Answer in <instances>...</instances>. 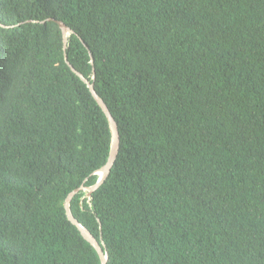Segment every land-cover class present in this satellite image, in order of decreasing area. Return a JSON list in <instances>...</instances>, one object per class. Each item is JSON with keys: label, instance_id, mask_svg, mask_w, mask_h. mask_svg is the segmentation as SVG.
<instances>
[{"label": "trees", "instance_id": "16d2710c", "mask_svg": "<svg viewBox=\"0 0 264 264\" xmlns=\"http://www.w3.org/2000/svg\"><path fill=\"white\" fill-rule=\"evenodd\" d=\"M65 55L106 264H264V0H0V264H100Z\"/></svg>", "mask_w": 264, "mask_h": 264}, {"label": "water", "instance_id": "95a60500", "mask_svg": "<svg viewBox=\"0 0 264 264\" xmlns=\"http://www.w3.org/2000/svg\"><path fill=\"white\" fill-rule=\"evenodd\" d=\"M44 23H46V22L43 21L42 24H44ZM56 23L59 26V28H60V30H61V32L63 34L64 44H66L67 36L69 34H72L73 32L68 27H66L62 22L58 21ZM64 61L70 67L72 72H74L86 84V86L89 89L90 93L92 94L93 98L95 99V101L97 102V104L99 105L101 110L103 111L104 115L106 116V119H107L108 124H109V129H110V132H111L110 149H109V154H108L107 161L98 171L93 173L94 175L98 176L96 183L93 186L88 187V188H84L83 186H81L78 189H75V190L71 191L67 195V197L65 199V202H64V209H65V213H66L67 219L73 225H75L78 228V230L80 231L82 237L95 249V251H96V253H97V255H98L99 259H100V264H106L108 255H107L105 246L103 245L102 238H100L101 239V243H99L86 228H84L81 224L78 223V221L76 219H74V217L72 216V214L70 212V201H71L72 197L75 194H77L80 190L87 191V197L90 198L92 193L105 181L106 177L110 173V170H111V168L113 166V163H114V161H115V159L117 157V154H118V150H119V134H118L116 123H115L114 119L112 118V116L110 115L106 105L95 94L94 89H93V84L88 82L86 79H84L80 74H78L70 66V64L67 61L66 55L64 57Z\"/></svg>", "mask_w": 264, "mask_h": 264}, {"label": "clouds", "instance_id": "9594fccd", "mask_svg": "<svg viewBox=\"0 0 264 264\" xmlns=\"http://www.w3.org/2000/svg\"><path fill=\"white\" fill-rule=\"evenodd\" d=\"M98 177V176H97Z\"/></svg>", "mask_w": 264, "mask_h": 264}]
</instances>
